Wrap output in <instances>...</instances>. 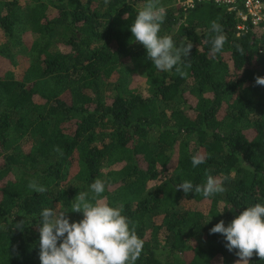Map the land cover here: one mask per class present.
Here are the masks:
<instances>
[{
  "label": "trees",
  "instance_id": "16d2710c",
  "mask_svg": "<svg viewBox=\"0 0 264 264\" xmlns=\"http://www.w3.org/2000/svg\"><path fill=\"white\" fill-rule=\"evenodd\" d=\"M184 1L156 0L166 13L161 34L193 45L181 77L155 69L132 40L146 0H0V264H40V211H70L96 179L144 241L137 264L239 259L209 230L264 203V86L255 84L264 24L238 34L236 10ZM212 22L227 38L218 54ZM24 52L30 65L18 78L12 66ZM193 156L205 162L193 167ZM209 174L224 180V193L176 190ZM33 180L47 191H31Z\"/></svg>",
  "mask_w": 264,
  "mask_h": 264
},
{
  "label": "clouds",
  "instance_id": "9594fccd",
  "mask_svg": "<svg viewBox=\"0 0 264 264\" xmlns=\"http://www.w3.org/2000/svg\"><path fill=\"white\" fill-rule=\"evenodd\" d=\"M165 19L164 8L156 0H146L130 26L132 40L145 48L147 58L155 69L163 72L175 70L184 77L187 73L182 70L181 62L190 57L193 45L177 46L171 35H162ZM210 30L215 33L210 51L221 53L227 41L222 26L212 22ZM255 84L264 86V76H257ZM204 162L202 156L192 157L193 167ZM28 188L36 193L47 191L35 180L29 182ZM176 190H183L186 195L201 194L208 199L224 193L226 187L224 180L209 174L203 184L185 180ZM105 192L106 182L96 179L70 201V211L59 204L40 211V264H137L144 241L130 219L123 214L122 207L105 202ZM69 212L82 214V219L72 221ZM24 224L25 221H22L14 227L22 229ZM209 234L224 237L226 249L239 258L238 264H250L254 255L264 260V203L247 206L238 215L234 213V219L227 224L221 220L209 230Z\"/></svg>",
  "mask_w": 264,
  "mask_h": 264
},
{
  "label": "built area",
  "instance_id": "2783aa9c",
  "mask_svg": "<svg viewBox=\"0 0 264 264\" xmlns=\"http://www.w3.org/2000/svg\"><path fill=\"white\" fill-rule=\"evenodd\" d=\"M211 1L218 5L236 10L240 22L237 26L238 34L248 31L249 27L264 24V0H186L184 6L194 7L196 3Z\"/></svg>",
  "mask_w": 264,
  "mask_h": 264
},
{
  "label": "rangeland",
  "instance_id": "374dc122",
  "mask_svg": "<svg viewBox=\"0 0 264 264\" xmlns=\"http://www.w3.org/2000/svg\"><path fill=\"white\" fill-rule=\"evenodd\" d=\"M16 61H17V64H16V66H12L13 67V69L15 70V72H16V74H17V77L18 78H22L23 77V75H24V72H25V70H26V68L30 65V57L28 56V55H26V53L24 52V53H22V54H19V55H17V57H16ZM4 67H6L7 68V66L6 65H4L2 68H4ZM6 68H5V70H6ZM4 71V70H3ZM135 82H134V86L138 83L137 82V76L135 77ZM140 88H142L143 89V91L144 92H146L145 91V89H144V87L141 85V87ZM201 154V153H200ZM238 260L239 259H235L233 262H232V264H238Z\"/></svg>",
  "mask_w": 264,
  "mask_h": 264
}]
</instances>
